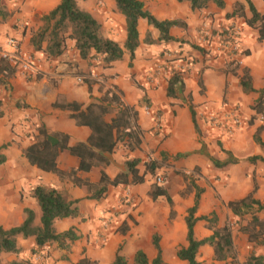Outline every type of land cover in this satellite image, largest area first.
Returning a JSON list of instances; mask_svg holds the SVG:
<instances>
[{
  "label": "crops",
  "instance_id": "1",
  "mask_svg": "<svg viewBox=\"0 0 264 264\" xmlns=\"http://www.w3.org/2000/svg\"><path fill=\"white\" fill-rule=\"evenodd\" d=\"M60 1L3 0L2 3L12 15L4 21L0 19V48L10 51L7 41L16 39L20 55L31 58L35 70L31 74L16 70L9 76L0 73V152L6 158L3 165L7 164L9 178V202L4 203L0 198V225L4 229L19 226L25 219L24 209L34 212L38 224L41 212L31 192L43 186L63 192L70 200H79V217L54 222L58 233L69 229L75 231L78 236L75 247H85L89 234L97 231H104L110 242L121 241V237L127 235L135 239L138 246L149 241L152 244L155 215L149 214L153 201L149 193L153 175L148 172V167L156 164V171L197 174L195 184L204 192L199 199L196 216L214 213L219 228L226 224L232 226L233 247L240 263H244L251 254L264 257V245L249 241L248 234L241 230L250 223L252 215L264 220V212L254 209L243 217H237L228 207L229 202L249 195L255 183L257 190L253 196L264 206V163L249 161L253 156H263L255 136L264 142V119L261 120L264 112L257 115L252 108L259 98V92L264 89V40L259 41L257 32L240 19L225 17L242 0H223V9L210 3L199 11H192L187 1L140 0L157 19L181 20L185 28L170 29L169 34L177 40L175 42L147 45L144 43L146 34L150 33L157 40L159 33L140 19L139 46L133 60L125 53L121 60L108 68H103L102 61L94 58V51L87 59H82L75 41L71 39L65 41L63 52L55 57L46 54L45 42L40 48L32 44L41 18ZM250 1L259 13L264 14V0ZM76 2L81 10L99 22L104 36L121 47L124 45L127 37L125 17L116 11L114 0ZM245 13L250 17L247 8ZM233 23L241 29L243 54L241 66L235 74L226 72V58L214 51L217 33L228 29ZM207 35L213 36L212 41ZM208 42L212 48L207 46ZM192 46L209 52L203 56ZM243 70L248 73L251 91H244L241 87ZM174 71L183 73L184 87L182 91H176L175 97H169L168 81ZM150 79H154V82ZM86 80L90 81V85ZM107 91L113 92L122 105L136 113L137 125L142 131L139 147L129 151L125 142H121L109 154L108 166L93 168L88 173L78 172L77 176L97 184L101 170L114 178L124 170L127 160L138 159L137 169L144 175V181L138 185L109 187L105 197L97 201L89 199L87 188L76 185L69 177L61 178L32 166L24 157V151L39 139L42 127L49 133L67 135L70 146L85 142L91 130L71 118L74 112L69 106L75 104L84 109ZM111 105L113 109L118 107L113 102ZM189 105L195 112L194 119ZM230 109L237 110L242 118V123L231 133L222 126ZM3 146L6 148L1 149ZM211 159L230 163L216 167ZM78 163L79 160L68 151L61 152L56 161L57 168L66 173L77 169ZM31 175L37 179L32 181ZM178 190L180 193L166 189L171 201L175 204L179 202L182 206L173 219L179 230L170 233L169 249L187 244L184 218L194 199V191L185 181L178 186ZM184 190L185 199L182 198ZM22 192L26 193L21 195ZM127 194L130 195L128 201L125 200ZM172 210L175 212V208ZM165 215L163 208L162 216ZM142 219L143 226L134 231L133 226ZM118 221L123 223L126 231L121 233L108 229V222L113 225ZM211 234L205 221L196 222V239L201 240ZM17 240L21 247L34 245L33 239L26 241L19 237ZM160 247L165 263V249L161 241ZM138 249L141 248L135 252ZM81 258L76 257L69 264H76ZM198 261L200 264H223L214 260L213 249L209 246L199 249ZM63 262L69 261H61V264Z\"/></svg>",
  "mask_w": 264,
  "mask_h": 264
},
{
  "label": "trees",
  "instance_id": "2",
  "mask_svg": "<svg viewBox=\"0 0 264 264\" xmlns=\"http://www.w3.org/2000/svg\"><path fill=\"white\" fill-rule=\"evenodd\" d=\"M116 10L125 17L127 37L124 45L121 47L115 41L104 37L101 33V25L91 14L81 10L76 0H61L60 3L48 14L41 18L43 25L33 36L32 44L40 48L42 43H46L45 52L48 56H58L64 50V44L67 39L75 41L76 49L82 59H87L91 51H94V58H98L103 63V68L110 67L114 62L122 59L125 53H128L130 60L134 58V52L139 46L138 21L143 19L147 24L158 31V39L155 40L150 33H147L144 43L147 45L156 42L170 43L177 41L171 37L169 31L173 27L185 28V23L181 20H159L154 17L140 0H114ZM178 2L187 1L190 3L192 11H199L207 8L210 3L215 4L219 9L225 7L223 0H177ZM0 0V19L6 20L10 14L2 5ZM248 9L250 17L246 16L245 10ZM227 19H240L247 27L258 34V40H264V14L259 13L250 0L237 2L231 13L226 15ZM194 50L201 55H205V49L192 46ZM227 73L235 74L240 68L233 61H227ZM13 69L7 62L0 60V73L4 76L13 74ZM90 85V81L86 80ZM244 91H251L250 79L248 73L243 70L240 80ZM184 87L183 73L174 71L169 78L167 95L175 97L176 91H182ZM118 105L113 109L111 103ZM194 119L195 112L192 105H189ZM69 108L74 112L71 118L77 121L79 125L90 128L91 134L85 142H79L74 146L69 145V137L63 133H49L43 127L39 130V139L32 142L24 151V157L32 166H36L42 171L52 172L59 177H69L76 185L85 186L88 190L89 199L101 200L105 197L109 187L131 186L143 183L144 175L139 173L137 166L138 159H129L125 162L124 170L119 172L114 178H110L103 170L100 171V177L97 184L90 183L77 176L78 172L88 173L93 168L105 167L110 164L109 154L121 142L129 151H134L140 144L141 129L137 125L136 113L122 105L120 99L110 91H107L100 99L92 100L84 109L79 105L72 104ZM257 115H263L264 112V89L259 92V98L252 108ZM115 111V113H114ZM114 114V115H113ZM111 116V117H110ZM107 117H110L106 119ZM198 131V129H197ZM255 142L261 147L263 156H253L249 159L250 163L260 161L264 163V142L255 136ZM6 148L3 146L1 149ZM63 151H68L72 156L79 160L77 169L66 173L57 168V158ZM6 161L5 156L0 152V166ZM216 167H223L230 162L220 163L211 159ZM157 165H149L148 172L154 175ZM188 187L194 191L193 205L187 209L184 218L186 227L185 246H179L176 250V257L184 264H200L198 261L199 249L203 246H209L213 249L214 260L221 261L223 264H264L263 256L251 254L244 263L237 259L233 242L232 226L226 224L219 228L217 218L214 213L209 216L197 217L196 212L203 188L198 187L190 178ZM257 190L256 183L253 191L245 198L231 201L228 203L229 209L237 217H243L256 209L257 212H264V206L254 198ZM151 199L156 201L160 197H165L167 202L172 205L167 191L162 185H151ZM31 196L36 200L40 209L41 216L39 223L35 222V214L31 209H24L25 219L16 227L4 229L0 225V255L18 254L20 248L17 239H34L36 249H44L48 244L56 243L59 248L70 251V246L78 240L73 229L58 233L54 227L55 220L67 218H77L80 216L79 200H70L60 191L54 188L38 186L31 192ZM175 212L170 209L169 217L173 219ZM205 221L207 229L212 234L204 239L198 240L194 235V226L197 221ZM248 234L251 242L264 245V220L256 215H252L250 223L246 228H241ZM126 231L125 226L122 232ZM152 246L156 251V256L149 263L145 252L138 249L134 253L133 264H163L162 251L160 247V236L154 234L152 237ZM122 247H118L111 264H128L127 259L121 253ZM35 251H33L34 253ZM65 259H67L65 257ZM0 264L1 263L0 261ZM6 264H32L28 260L12 261ZM76 264H93L88 258L80 259Z\"/></svg>",
  "mask_w": 264,
  "mask_h": 264
},
{
  "label": "rangeland",
  "instance_id": "3",
  "mask_svg": "<svg viewBox=\"0 0 264 264\" xmlns=\"http://www.w3.org/2000/svg\"><path fill=\"white\" fill-rule=\"evenodd\" d=\"M11 15L12 14H10V17ZM42 25L43 23L41 22L36 32H38V30L41 28ZM156 163H158V161ZM7 171H8L7 164L3 165L2 168L0 167V198L3 200L4 203L9 202V178ZM158 177L164 180L162 187L174 193L175 192L180 193V190L177 191V188L178 186H182L184 181L186 184H188L187 180H189L190 178H192L194 182L197 180L196 173L184 174L181 172V174L180 173L173 174V173H169V171L166 170H162V171L160 170V171H156L155 174L152 176L150 185L155 184V181ZM31 178L32 181H35L37 179L36 176L33 175H31ZM23 193L25 194L26 192H22L21 195H24ZM185 193L186 191L184 190V192L182 193L183 199H185L184 197ZM1 206L3 207V205ZM171 207L175 208V215L173 217L174 219L179 214V211H181L182 209V206L179 202L176 204L172 202V205H170L165 197H160L156 201L151 202L149 206V212H150L149 214L155 215V220L153 221L154 226H153L152 234L153 235L158 234L160 236V241L163 243L165 249L164 250L165 263L163 264H180L178 259L176 258L177 248L175 247L169 249V244L171 242V238L169 237L170 233L172 231L179 230V227L173 223V219H170L169 217V212ZM163 208L166 210V215L164 217L162 216ZM144 209H146V206H144ZM143 224H144L143 219L138 221L133 226L134 231L137 230L139 227L143 226ZM107 225H108V229L111 228L115 232L119 230L122 233L123 223L121 224L120 221H118L116 224L113 225L111 222H108ZM135 233L136 232H134V234ZM105 234L106 233H104V231L102 232L97 231V233L95 232L93 234L90 233L89 239L87 240L85 247L77 248L73 243L70 246L69 252L66 249L59 248V246L56 243L48 244L44 249H36L34 245L32 246L26 245V247H21L18 243L19 241L17 240V244L20 248V252L18 254H2L0 255V261L3 264L12 261H20V260H28L32 264H61V261H69V262H63V264H69L71 263L72 259H75L76 257H82L81 259L88 258L90 261L93 262V264H111L118 247H122L121 253L127 259L128 264H133V257L135 250L139 247L147 255L149 263H151V261L155 257L156 253L151 244V241H149L147 244L142 243V245L138 246L134 242L135 239H131L130 236L126 235L124 236V238L121 237V241L118 240V242L116 241L110 242V239L108 240ZM113 235H112V240H113ZM33 251L35 252L33 253ZM73 254L75 255L73 256ZM71 255H72L71 257L72 259H70ZM65 257L67 259H65Z\"/></svg>",
  "mask_w": 264,
  "mask_h": 264
},
{
  "label": "built area",
  "instance_id": "4",
  "mask_svg": "<svg viewBox=\"0 0 264 264\" xmlns=\"http://www.w3.org/2000/svg\"><path fill=\"white\" fill-rule=\"evenodd\" d=\"M212 41V35H207ZM241 29L236 24H231L228 29L224 31H219L216 35V45L214 51L216 53L223 55L226 58V61H233L236 65H241ZM7 46L11 50H5L0 48V60L7 62L13 69L19 70L24 74H31L34 72V66L32 64L31 58H24L20 55L19 52V43L16 39H9L7 41ZM207 46L212 48L210 42ZM207 51V50H206ZM209 51H207L208 53ZM206 53V54H207ZM152 83L154 79H150ZM78 81H81V78H78ZM264 118L261 116V120ZM214 120V119H211ZM242 123V118L239 115L237 110L230 109L227 116L223 120V128L227 129L231 133L232 129L239 126ZM164 180L160 177L156 179L158 185H162ZM130 195L127 194L125 200L128 201Z\"/></svg>",
  "mask_w": 264,
  "mask_h": 264
}]
</instances>
